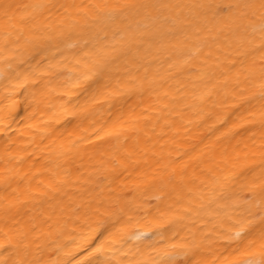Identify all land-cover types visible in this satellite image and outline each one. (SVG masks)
Instances as JSON below:
<instances>
[{
	"label": "bare ground",
	"instance_id": "1",
	"mask_svg": "<svg viewBox=\"0 0 264 264\" xmlns=\"http://www.w3.org/2000/svg\"><path fill=\"white\" fill-rule=\"evenodd\" d=\"M0 264H264V0H0Z\"/></svg>",
	"mask_w": 264,
	"mask_h": 264
}]
</instances>
